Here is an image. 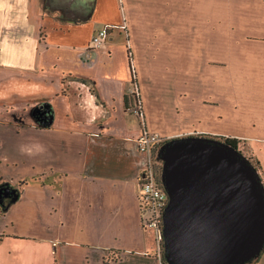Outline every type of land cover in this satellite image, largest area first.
Segmentation results:
<instances>
[{
    "label": "crops",
    "instance_id": "crops-1",
    "mask_svg": "<svg viewBox=\"0 0 264 264\" xmlns=\"http://www.w3.org/2000/svg\"><path fill=\"white\" fill-rule=\"evenodd\" d=\"M143 131L163 144V252ZM221 138L264 177V0H0V183L20 187L0 245L19 264H264L260 196Z\"/></svg>",
    "mask_w": 264,
    "mask_h": 264
},
{
    "label": "built area",
    "instance_id": "built-area-1",
    "mask_svg": "<svg viewBox=\"0 0 264 264\" xmlns=\"http://www.w3.org/2000/svg\"><path fill=\"white\" fill-rule=\"evenodd\" d=\"M110 28L105 26L97 31L92 38V45L99 48L108 38ZM132 112L138 116L141 115L140 106L137 104L132 108ZM162 143V140L154 134L143 131L136 140L137 149L140 153L148 156V164L144 171L140 174L138 184L140 187V202L143 211L148 214L145 226L152 229L156 233L158 243L162 240L163 216L167 206V195L158 183L155 169L152 161V152Z\"/></svg>",
    "mask_w": 264,
    "mask_h": 264
},
{
    "label": "rangeland",
    "instance_id": "rangeland-1",
    "mask_svg": "<svg viewBox=\"0 0 264 264\" xmlns=\"http://www.w3.org/2000/svg\"><path fill=\"white\" fill-rule=\"evenodd\" d=\"M217 141L219 142L220 145L222 144L220 140H217ZM161 145H163V144L161 143L153 151L154 155H153V159H152L154 169H155V173H156V175L159 174L158 175L159 177L162 176V167H161V170L158 171V168H160V164H161L160 163L161 160H160L159 155H158L159 148L162 147ZM153 152H152V154H153ZM214 153H216V152H214ZM228 155L229 156L234 155L236 157V160H238L240 162L239 165L240 166L242 165V167L244 166V168L250 173V175L252 177L253 183H254L255 188H256L255 191L260 196V208H261V213H260V219L261 220L260 221L262 224L261 225L262 233L264 234V177L260 172L259 163H257L255 161V159L252 158L251 154L248 152L247 148L242 143H239L237 152H235V151L232 152L231 150H229ZM263 164H264V162H263ZM155 166L157 167V169L155 168ZM233 168H239V167L237 164H234ZM2 183L3 184L0 183V210L3 206L10 203L14 199L16 192L20 190V187H18L16 185L12 186L11 184H8L7 182H2ZM232 210H233V212H238L239 208L235 207ZM214 217L217 218V224L216 225H217L218 230H220V232L223 233V237H226V239H227L228 238L227 236L230 233L232 234V236L234 235V233L232 231V227H230L232 224L229 223V221H227L225 216L220 217V215L216 214V216H214ZM225 221H227V224L225 223ZM8 230H13V229H8ZM162 242H163V239L160 242L161 252H163V243ZM263 242H264V238L262 237V243ZM19 244L20 243H16L15 241H12V242L8 241L5 244L0 245V264H19V261H18L19 258L17 256ZM22 254H23V251H22ZM253 262H254V259H252V260L249 259V261H248V258L244 259V264H253Z\"/></svg>",
    "mask_w": 264,
    "mask_h": 264
},
{
    "label": "trees",
    "instance_id": "trees-1",
    "mask_svg": "<svg viewBox=\"0 0 264 264\" xmlns=\"http://www.w3.org/2000/svg\"><path fill=\"white\" fill-rule=\"evenodd\" d=\"M131 59V58H130ZM220 141H221V143H222V145L223 146H225V147H227V148H229L230 150H232V151H235V152H237V150H238V145H239V141L238 140H236V139H231V138H221L220 139ZM161 144V143H160ZM159 144V145H160ZM158 145V146H159ZM153 155H154V152H153V154H152V159H153ZM155 168L157 169V167L155 166ZM161 170V165H160V168H158V171H160ZM156 174V173H155ZM159 175V174H158ZM158 175H156V177L157 178H159V176ZM16 197H18V194L16 195ZM4 210H5V207L3 206L2 208H1V210H0V215H2L3 214V212H4ZM264 249V242H263V245H262V250ZM261 250V251H262ZM161 264H164V260H163V258H161Z\"/></svg>",
    "mask_w": 264,
    "mask_h": 264
}]
</instances>
